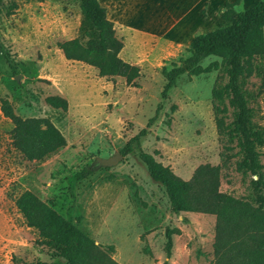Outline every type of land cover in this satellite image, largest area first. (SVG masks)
Returning <instances> with one entry per match:
<instances>
[{"label":"rangeland","instance_id":"obj_1","mask_svg":"<svg viewBox=\"0 0 264 264\" xmlns=\"http://www.w3.org/2000/svg\"><path fill=\"white\" fill-rule=\"evenodd\" d=\"M168 1L160 0V9L150 0H125L124 19L137 26H149L151 9L154 18L166 23L169 18L163 14ZM218 1L209 0L212 5L201 9V17L198 13L182 17L164 36H180L186 26L191 27L188 36L224 27L228 23L220 13L227 2L243 10L257 0H223L217 5ZM79 2L0 0V41L17 67V73H13L0 53V105L1 99H7L21 117L49 118L67 142L43 161L24 158L12 145L13 124L0 107V264L58 261L48 248L37 243V231L25 224L14 204V197L26 189L64 217L79 216L78 226L97 243L112 244L113 258L121 264H164L165 260L168 264H210L214 259V215L174 213L164 187L150 177L138 151L111 166L99 164L96 158L119 151L146 126L162 101L159 116L139 149L153 154L183 179H189L199 164H218L220 145L211 89L219 71L183 74L167 98L161 100L165 81L161 67L180 64L189 55V44L147 36L137 50L131 42L133 33L126 40V27L119 23L114 27L124 43L121 57L135 61L141 69L136 79L138 87L127 85L120 76H100L96 68L83 62L68 61L57 43L73 37L83 42L88 39L82 34L85 23ZM213 4L217 5L215 10ZM214 60L221 62L220 57L208 56L201 65ZM259 84V79L252 77L247 88L255 95L250 101L256 109L255 118L264 123V86L257 94ZM55 94L68 99L66 111L45 102L48 95ZM84 168L91 173L75 185L71 195L69 179ZM248 179L244 182L239 173L229 171L220 188L243 196L248 193ZM167 227L181 231L172 235L169 259L164 246ZM145 247L150 255L143 251Z\"/></svg>","mask_w":264,"mask_h":264},{"label":"trees","instance_id":"obj_2","mask_svg":"<svg viewBox=\"0 0 264 264\" xmlns=\"http://www.w3.org/2000/svg\"><path fill=\"white\" fill-rule=\"evenodd\" d=\"M79 8L85 23L82 34L88 39L83 42L73 37L58 42L64 57L93 66L100 76H120L127 85L138 87L136 79L141 69L120 56L123 39L107 18L106 8L98 0H80ZM220 17L228 25L195 34L188 46L189 55L180 64L161 67L165 81L160 91L161 100H165L179 76L219 71L211 89V105L220 162L199 164L189 179H183L153 154L139 149L159 116L162 101L146 126L131 136L119 152L125 156L138 151L150 177L164 187L174 213L215 216L214 259L210 264H264V123L255 118L256 109L250 105L255 95L247 88L252 77L260 81L257 94L264 86V0L243 10L227 2ZM0 53L12 72L17 73L1 41ZM208 56L220 57L221 62L214 60L202 66L201 61ZM45 102L55 109L68 108L67 99L57 94L48 95ZM0 107L13 124L12 145L24 158L43 161L66 146L65 136L49 118L21 117L7 99H1ZM229 171L239 173L244 182L249 177L247 194L235 196L221 190ZM90 173L84 168L70 177L71 195L75 185ZM14 204L25 224L37 231V243L58 258L56 264H121L113 258L112 244L97 243L78 226L79 216L64 217L28 189L14 197ZM180 232L176 227L165 229L167 259L171 256L172 235ZM143 251L151 254L147 247ZM164 264H168L167 260Z\"/></svg>","mask_w":264,"mask_h":264},{"label":"crops","instance_id":"obj_3","mask_svg":"<svg viewBox=\"0 0 264 264\" xmlns=\"http://www.w3.org/2000/svg\"><path fill=\"white\" fill-rule=\"evenodd\" d=\"M98 1L100 2V4L102 6H104L106 8V14H107V18L109 20H111L113 23H119L120 25H123L126 27V30L128 32V37L126 38V40L131 39L132 38L131 33H133L134 39L131 42L133 43L134 46L137 47V50H139L138 49L139 47L144 45L143 41H144V39H146L147 36H150V38L152 36H159V37H162L164 40H166L170 43H177V44L188 43L189 44V42L191 41V39L194 36L193 32H192V36L187 35V33L191 30V27H189V26H186L184 28V32L180 36L165 37L164 35L166 34V32H168L170 29H172L174 25L176 26V23L179 20H182V17L188 16V15H194L196 13H198L199 16L201 17V9L204 6H206L208 9H210V7L212 5V4L211 5L209 4V0H201L200 4L197 5L198 8H196L195 6L197 4V0H169L170 3L168 1V3H169L168 7L165 10V14H163L169 18V21H168L169 23L168 22L165 23V21H161V19L157 20L156 18H154V14H153L152 10L150 9V20H149L150 25L148 26V24H145L147 26H144V25L141 26V24H139V26H137V25L132 24L131 21L128 20L127 18L124 19V8H123L124 4L123 3L125 0H115V3L113 5L111 4V0H98ZM154 2H156V4L158 5V8H160V9L163 8L160 0H150L151 5ZM221 2H223V0L216 2V4L217 3L220 4ZM185 4H186V8L183 7ZM219 4H217V5H219ZM217 5L213 4V8H214L213 10L216 9ZM194 7L196 8L195 11L192 10V9H194ZM193 11H194V13H193ZM162 20L167 21L166 18H164ZM123 48H124V46H123ZM123 48H122V50H123ZM122 50L120 51V56L122 54ZM66 60H68V59H66ZM124 60H126L127 62H129L131 64H135V65L138 64L135 61H132L129 59H124ZM68 61L80 62V61H76V60H68Z\"/></svg>","mask_w":264,"mask_h":264},{"label":"water","instance_id":"obj_4","mask_svg":"<svg viewBox=\"0 0 264 264\" xmlns=\"http://www.w3.org/2000/svg\"><path fill=\"white\" fill-rule=\"evenodd\" d=\"M121 157H123V155L119 151H117V152H115L114 155L107 157V158L97 157L96 161L101 165L111 166V165L115 164L118 161V159H120ZM62 259L65 260V258H63V257H62Z\"/></svg>","mask_w":264,"mask_h":264}]
</instances>
